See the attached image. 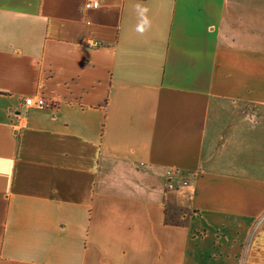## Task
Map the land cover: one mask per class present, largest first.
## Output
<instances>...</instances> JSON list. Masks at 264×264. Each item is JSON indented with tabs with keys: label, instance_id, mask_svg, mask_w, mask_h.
I'll use <instances>...</instances> for the list:
<instances>
[{
	"label": "crops",
	"instance_id": "obj_1",
	"mask_svg": "<svg viewBox=\"0 0 264 264\" xmlns=\"http://www.w3.org/2000/svg\"><path fill=\"white\" fill-rule=\"evenodd\" d=\"M93 1L0 0V264H264V0Z\"/></svg>",
	"mask_w": 264,
	"mask_h": 264
},
{
	"label": "built area",
	"instance_id": "obj_2",
	"mask_svg": "<svg viewBox=\"0 0 264 264\" xmlns=\"http://www.w3.org/2000/svg\"><path fill=\"white\" fill-rule=\"evenodd\" d=\"M99 6V2L98 0L93 1L92 3V7L94 8H98ZM101 43L98 41H88V45L92 46V47H97L99 46ZM25 105L29 108H33V109H45L47 107L46 101L43 98H38V99H33V98H29L26 99L25 101ZM175 174H178V172L176 171H168L167 176L169 178V188L175 189L176 185L172 183V179L174 177ZM183 185H187V183H184Z\"/></svg>",
	"mask_w": 264,
	"mask_h": 264
},
{
	"label": "rangeland",
	"instance_id": "obj_3",
	"mask_svg": "<svg viewBox=\"0 0 264 264\" xmlns=\"http://www.w3.org/2000/svg\"><path fill=\"white\" fill-rule=\"evenodd\" d=\"M168 173V172H167ZM173 180V179H172Z\"/></svg>",
	"mask_w": 264,
	"mask_h": 264
}]
</instances>
